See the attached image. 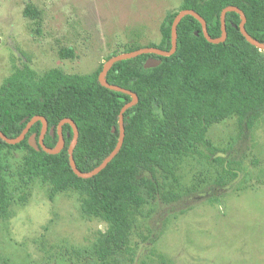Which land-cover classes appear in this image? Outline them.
Segmentation results:
<instances>
[{
	"label": "trees",
	"instance_id": "16d2710c",
	"mask_svg": "<svg viewBox=\"0 0 264 264\" xmlns=\"http://www.w3.org/2000/svg\"><path fill=\"white\" fill-rule=\"evenodd\" d=\"M227 5L242 9L247 32L264 42V0H182L179 9L162 20L158 44L137 43L125 52L144 46L169 49L171 24L182 9L197 11L206 20L209 34L219 37L220 13ZM239 22L237 12H227V38L211 43L200 22L192 14L185 15L177 26V49L172 55L145 53L112 65L106 75L108 82L135 92L138 101L124 113L122 147L93 177H78L70 167L69 123L63 125L65 143L56 154L36 150L28 143L32 133L38 137L40 121L16 144L0 138V219L12 216L13 206L27 200L35 182L49 188L50 198L73 192L81 214L106 226L80 250L84 264H123L132 259V234L146 205L172 204L199 191L200 186L183 187L179 194L180 159L194 157L218 168L214 186L223 189L230 185L240 160L230 154V158L218 155L228 152L215 147L206 134L213 124L236 116L238 136L245 140L264 117V56L240 33L235 26ZM150 56L160 58L161 63L145 68L144 61ZM103 64L90 73L50 69L41 77L23 64L0 86V130L17 137L29 119L42 115L49 128H55L53 135L47 131L44 143L54 147L59 120L71 118L79 130L74 161L79 170H92L114 148L120 108L131 99L129 94L100 85ZM211 197L209 200L217 198ZM156 238L151 236L148 241L154 243Z\"/></svg>",
	"mask_w": 264,
	"mask_h": 264
},
{
	"label": "rangeland",
	"instance_id": "374dc122",
	"mask_svg": "<svg viewBox=\"0 0 264 264\" xmlns=\"http://www.w3.org/2000/svg\"><path fill=\"white\" fill-rule=\"evenodd\" d=\"M181 3L0 0V86L23 64L37 77L50 69L85 74L113 52L158 44L162 20ZM236 125L232 116L206 134L228 152L218 155L240 160L236 178L218 189V168L194 157L180 159L179 194L183 187L199 191L172 204L146 205L132 234V259L123 264H264V117L245 140ZM77 199L73 192L50 198L49 188L35 182L12 216L0 219V264H84L80 250L106 226L83 216ZM155 235L154 243L148 241Z\"/></svg>",
	"mask_w": 264,
	"mask_h": 264
},
{
	"label": "water",
	"instance_id": "95a60500",
	"mask_svg": "<svg viewBox=\"0 0 264 264\" xmlns=\"http://www.w3.org/2000/svg\"><path fill=\"white\" fill-rule=\"evenodd\" d=\"M230 10L235 11L240 15V22L238 25H235V26H237L239 28V31L244 36V38L250 44L257 47L259 50H264V42H260L259 40L252 37L247 32V30L245 28L246 15L243 12V10L238 8L235 5H227L221 10V13H220L221 35L219 37H212L209 34L208 29H207L206 20L197 11H195L192 8L191 9H182L175 15V17L172 21V24H171V46L169 49H161V48L155 47V46H144V47H140L138 49L132 50V51L123 52V53L113 55L104 62L103 66H102V68L98 74V81H99L100 85H102L108 89H111V90H115V91H119V92L129 94L131 99H130V101L126 102L120 108V111L118 114V122H117L118 123V140H117L114 148L101 161V163L98 166H96L95 168H93L92 170L87 171V172H83V171L78 169L76 162L74 161L73 152H74L75 146H76L77 141H78L79 130H78L76 123L73 122V120L71 118L65 117V118L59 120V123L57 124V127H56L58 139H57V143L54 147H48L44 143V137H45V134L47 133V131H49L50 134L53 135L55 132V128H54V126L49 128L48 122L46 121L47 119L42 115H36V116L32 117L31 119H29L26 126L23 128V130L21 131V133L17 137H8L0 130V138L3 139L7 143L16 144V143L22 141L26 137V134L28 133V131L30 130L31 126L34 123H36L37 121H40L41 122V130H40L38 137H36L35 133H32L27 139L28 143L31 147H33L36 150L42 149L47 153L56 154L62 150V148L64 147V143H65L63 132H62L63 125L66 123H69V124H71V128H72V139H71L70 144H69L68 149H67L68 161H69L70 167H71L72 171L74 172V174L77 175L78 177L90 178V177L95 176L96 174H98L101 170H103L106 167L108 162L114 158V156L117 154V152L122 147V144L124 141V136H125V128H124V123H123L124 122V113L128 108L133 106L138 101V95L135 92H133L127 88L121 87L119 85L108 82L106 75H107L108 70L112 67V65L117 61L128 59V58H133V57L145 54V53H153V54H156L158 56L172 55L177 49V26H178L180 20L185 15H189V14L190 15L192 14L200 22L203 35L205 36V38L209 42H211V43L224 42L225 39L227 38L226 14ZM160 63H161L160 58L150 56V57H147L146 60L144 61V67L145 68L156 67ZM112 131H115V127L112 128Z\"/></svg>",
	"mask_w": 264,
	"mask_h": 264
}]
</instances>
